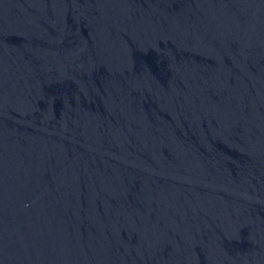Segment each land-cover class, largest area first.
<instances>
[{
  "label": "water",
  "instance_id": "95a60500",
  "mask_svg": "<svg viewBox=\"0 0 264 264\" xmlns=\"http://www.w3.org/2000/svg\"><path fill=\"white\" fill-rule=\"evenodd\" d=\"M0 264H264V0H0Z\"/></svg>",
  "mask_w": 264,
  "mask_h": 264
}]
</instances>
